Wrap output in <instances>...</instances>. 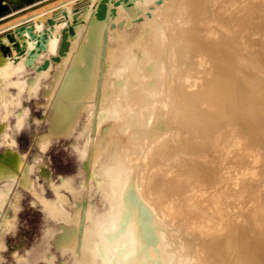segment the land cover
Instances as JSON below:
<instances>
[{"label":"bare ground","instance_id":"6f19581e","mask_svg":"<svg viewBox=\"0 0 264 264\" xmlns=\"http://www.w3.org/2000/svg\"><path fill=\"white\" fill-rule=\"evenodd\" d=\"M0 264H264V0L0 25Z\"/></svg>","mask_w":264,"mask_h":264},{"label":"rangeland","instance_id":"374dc122","mask_svg":"<svg viewBox=\"0 0 264 264\" xmlns=\"http://www.w3.org/2000/svg\"><path fill=\"white\" fill-rule=\"evenodd\" d=\"M77 1L79 0H29L23 2L14 1L11 10L7 14H5V16H2L0 18V25H3L5 28H11L13 25L25 26L27 23L35 22V19L37 17L43 15L49 10L53 11L59 7H63L69 2ZM61 154L55 155L56 162L58 164H65V162L67 161L66 163H68V158L66 157V154ZM63 160H65V162H63ZM36 232L37 229L34 228L33 234L35 235ZM19 233H21V231Z\"/></svg>","mask_w":264,"mask_h":264}]
</instances>
